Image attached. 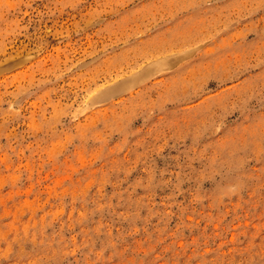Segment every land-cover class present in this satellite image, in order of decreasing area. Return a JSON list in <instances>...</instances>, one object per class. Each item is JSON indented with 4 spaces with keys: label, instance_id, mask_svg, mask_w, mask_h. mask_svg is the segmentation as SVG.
Wrapping results in <instances>:
<instances>
[{
    "label": "rangeland",
    "instance_id": "1",
    "mask_svg": "<svg viewBox=\"0 0 264 264\" xmlns=\"http://www.w3.org/2000/svg\"><path fill=\"white\" fill-rule=\"evenodd\" d=\"M0 264H264V0H0Z\"/></svg>",
    "mask_w": 264,
    "mask_h": 264
}]
</instances>
